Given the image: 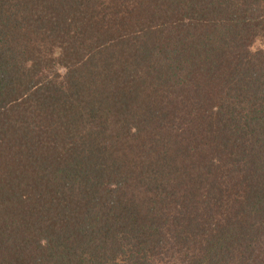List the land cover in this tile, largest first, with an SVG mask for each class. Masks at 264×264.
<instances>
[{
    "label": "trees",
    "instance_id": "1",
    "mask_svg": "<svg viewBox=\"0 0 264 264\" xmlns=\"http://www.w3.org/2000/svg\"><path fill=\"white\" fill-rule=\"evenodd\" d=\"M0 264H264V0H0Z\"/></svg>",
    "mask_w": 264,
    "mask_h": 264
},
{
    "label": "rangeland",
    "instance_id": "2",
    "mask_svg": "<svg viewBox=\"0 0 264 264\" xmlns=\"http://www.w3.org/2000/svg\"><path fill=\"white\" fill-rule=\"evenodd\" d=\"M256 47H263V45L261 44H257ZM63 72V71H62Z\"/></svg>",
    "mask_w": 264,
    "mask_h": 264
}]
</instances>
